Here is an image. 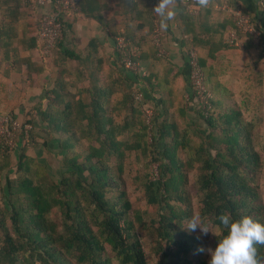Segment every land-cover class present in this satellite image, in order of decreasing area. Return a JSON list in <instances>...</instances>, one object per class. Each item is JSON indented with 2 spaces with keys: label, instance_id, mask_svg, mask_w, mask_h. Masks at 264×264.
Returning a JSON list of instances; mask_svg holds the SVG:
<instances>
[{
  "label": "trees",
  "instance_id": "16d2710c",
  "mask_svg": "<svg viewBox=\"0 0 264 264\" xmlns=\"http://www.w3.org/2000/svg\"><path fill=\"white\" fill-rule=\"evenodd\" d=\"M129 1L130 11L124 20L117 26L107 20L105 25L115 42L118 36H123L133 51L137 46L142 49L143 42L151 44L149 50L141 52H151L154 62L164 64V78L155 72H149L145 78L131 72L135 79L129 80L122 70L125 69L122 54L117 50L115 65L108 59L100 63L105 75L104 87L97 82L84 86L60 80L57 94L50 91L45 96L48 108L38 114L40 122L31 114L27 116L15 138L20 148L16 150L14 174L8 161L12 154L0 145V264H113L107 247L117 264H148L140 236L135 232L133 206L126 189L132 142L146 158L159 163V179L153 181L149 174H139L136 179L142 183L146 203L160 209L151 225L159 237L161 264H207L195 258L200 251L199 240L187 231L186 220L191 209L172 203L187 199L183 187L187 175L182 168L185 163L178 156L180 151H191L187 166L197 171L195 186L201 197L200 217L219 228L216 245L227 233L218 219L221 214H230L235 220L251 216L264 222V204L258 186L262 163L254 147V123L244 121L236 105L229 107L232 94H220L216 87L211 89L214 93L210 108L199 106L191 94L190 81L182 71H173L176 67L167 52L160 54L153 45L155 5L149 0ZM224 6L230 10H222ZM238 7L250 15L261 31L262 45L264 0H207L206 5L193 0L190 8L198 11L196 15L181 2L179 20L186 25L182 33L213 50L238 49L225 43L228 33L236 28L232 11ZM213 24L219 25L218 28ZM145 26L149 27L148 32L144 31ZM118 28L121 30L117 31ZM39 29L40 20L37 42L43 59L48 61L55 56L57 59V55L60 60L76 59L80 65L76 74L68 73L71 77L89 81L87 72H90L91 78H97L95 70L79 54L62 52V40L46 56ZM3 36L14 35L0 33V38ZM240 37L246 51L254 48L251 39ZM190 50L197 51L190 47L187 56ZM135 59L142 61L140 56L135 55ZM199 62L204 70V59L199 57ZM11 66L32 78L31 70H25V63L17 61ZM35 70L39 75L44 68ZM179 78L184 80L183 89L172 86L171 82ZM188 87L191 97H187ZM139 93L142 99L137 101L135 96ZM144 106L154 111L153 132L143 117ZM192 113L208 129L201 142L188 138L187 131L179 130L178 121ZM27 124L32 126L28 131ZM37 125L47 129L57 141L58 181L52 178L47 164L30 154L29 147L40 137ZM44 140L43 146H48L49 140ZM256 247L257 258L264 264V245Z\"/></svg>",
  "mask_w": 264,
  "mask_h": 264
},
{
  "label": "crops",
  "instance_id": "0c3cea01",
  "mask_svg": "<svg viewBox=\"0 0 264 264\" xmlns=\"http://www.w3.org/2000/svg\"><path fill=\"white\" fill-rule=\"evenodd\" d=\"M149 3L159 7L163 13L161 29L165 33L164 44L169 60L176 67L173 71H182L186 79L189 80L187 51L190 47H194L206 64L204 72L210 90L216 87L215 89L221 91L220 94L231 95V84L225 75L231 64L228 61L226 64L225 56L238 57L239 55L242 58V55L248 51L245 49L243 52L240 49L227 50L223 47L213 50V47L197 42L194 38L187 39L186 35L182 33L186 25L181 19L179 20L182 12L180 0H149ZM80 4L79 13L63 17L64 37L61 41V50L63 53L79 54L85 59V63L89 62L90 68L95 70L97 76L96 79H93L89 75L90 72H87L89 81L86 78L71 77L70 74H76L80 65L76 59L60 60L57 55V59L55 56L47 61L43 59L38 49V24L43 15L53 12V5L50 1L42 5L39 0H0V33L10 32L14 35L11 38L7 36L0 38V114L11 112L15 118L21 120H26L27 116L31 114L36 118V121L40 122L38 114L41 110L48 108V103L44 100L45 96L50 91L57 94L59 91L57 82L60 80L66 84L67 82L83 83L84 86L97 82L98 86L104 87L106 84L105 75L100 69V63L102 60L108 59L113 66L118 58L116 42L110 35L108 25L105 24H107V20H111V23L115 22L114 25L117 26L120 21H123L130 11V1L80 0ZM169 12L172 13L171 19L167 16ZM96 17H101L106 22L104 20L101 22ZM219 22L221 23L222 20ZM212 26L218 28L219 25L213 24ZM120 30V28L117 29V31ZM144 31L148 32L149 27L145 26ZM149 45L151 46V44ZM149 45L143 42L142 49L137 46L133 52L137 57H142V63L148 72L158 73L160 78H164V64L154 62L150 58L151 52H141V50H149ZM17 61L25 63V70L26 72L31 70L32 78L27 73L23 74L12 69L11 65H15ZM33 65L35 69L43 67L44 71L37 75ZM122 70L129 80L135 79L131 72ZM59 71H62V75H59ZM171 73L173 74V72ZM59 77H63V79ZM31 80L37 81L32 84ZM178 80L171 82L173 88L180 86L183 89V78ZM71 89L75 90L76 88L72 87ZM189 91L191 92L190 87L187 89V97L190 96ZM212 93L214 92L212 91Z\"/></svg>",
  "mask_w": 264,
  "mask_h": 264
},
{
  "label": "rangeland",
  "instance_id": "374dc122",
  "mask_svg": "<svg viewBox=\"0 0 264 264\" xmlns=\"http://www.w3.org/2000/svg\"><path fill=\"white\" fill-rule=\"evenodd\" d=\"M254 48L251 52H245V55L238 57L234 55L225 56V62H230V68L226 72V78H228L229 84H231L230 92L234 96L230 99V105H236V110H239L243 120L254 123L253 137L254 147L259 153L261 158L262 167L258 175V186L261 196V201L264 204V42L261 45L260 40L254 43ZM260 45V46H259ZM259 46V48H257ZM239 49V48H238ZM245 48H240L243 52ZM228 105V104H227ZM12 114L11 112L1 113ZM17 119V118H16ZM20 124L25 120L17 119ZM161 122V121H160ZM180 132H188L187 137L194 141L201 142L202 136L207 134L208 129L204 126L203 121L198 119L195 114H190L184 120L178 121ZM38 134L40 137L36 138V142L29 147L30 154L38 156L42 163L47 164L55 181L60 177V161L56 155L57 141L52 139V135L48 133L47 129H42L37 125ZM153 132L152 130H150ZM44 139H48V146H43ZM149 141H152V136H149ZM19 146L16 145L15 151L11 153V157L8 158L12 171L16 170L17 163V151ZM130 157L128 161L126 173V189L128 197L132 202V214L135 222V232L140 236L141 242L144 247L145 254L147 256L148 264H161L158 256V240L159 237L156 234L151 220L156 219L160 211L159 207L154 208L146 203V198L143 192V186L141 181L136 179V176L149 174L151 180L155 181L160 177L159 163L151 161V158L145 157L140 149H136L135 143H131ZM17 150V151H16ZM191 151H180L179 158L183 165V172L187 175V182L184 184V194L186 195L185 202L173 201V204H178L183 208L191 209L190 218L186 220L189 225L190 221L195 219L202 228L208 230L205 234L197 227L196 231L187 230L191 235L196 236L199 240L200 251L196 253L195 258L203 259L207 264L211 259L210 249L216 247V237L220 234V230L217 226L202 220L200 217V194L195 186V178L197 171L190 169L187 166V160L189 159V153ZM139 179V177H138ZM159 209V210H158ZM108 249V256L112 258L113 264H117L114 260V254ZM203 249V251H201ZM75 264H77L75 262Z\"/></svg>",
  "mask_w": 264,
  "mask_h": 264
},
{
  "label": "built area",
  "instance_id": "2783aa9c",
  "mask_svg": "<svg viewBox=\"0 0 264 264\" xmlns=\"http://www.w3.org/2000/svg\"><path fill=\"white\" fill-rule=\"evenodd\" d=\"M50 1L53 5V12L45 14L40 19L39 37L42 44L43 52L46 56L52 54L56 44L64 37L63 17L70 14L79 13L80 0H39L40 4H45ZM193 0H180L187 6L191 14H198L197 10L190 8ZM155 7L153 15L155 18V29L153 32V45L157 47L160 54H166L165 49V33L161 29V11L158 12ZM222 10L229 11L227 6L222 7ZM233 21L236 28L232 29L225 40V43L233 48H244V43L241 35L247 39H251L256 43L261 39V31L254 25L249 14L244 12L242 7L232 11ZM116 48L122 54V64L126 70L140 75L142 78L148 77L149 72L143 65L142 61L135 59V54L132 50L131 43L123 36L116 38ZM189 66V81L192 87L193 98L204 109L210 108V102L213 98V93L210 90L206 74L199 62L198 54L195 50H190L187 56ZM191 97V96H190ZM137 101L142 99V94H136ZM145 122L152 128L154 111L149 106L141 108ZM31 125L27 124L26 131L31 129ZM21 130V124L13 114L0 115V145L3 150L9 154L13 153L16 148V134ZM28 133V132H27Z\"/></svg>",
  "mask_w": 264,
  "mask_h": 264
},
{
  "label": "clouds",
  "instance_id": "9594fccd",
  "mask_svg": "<svg viewBox=\"0 0 264 264\" xmlns=\"http://www.w3.org/2000/svg\"><path fill=\"white\" fill-rule=\"evenodd\" d=\"M200 3L206 5L207 0H200ZM157 11L160 12V8ZM161 14L163 15L162 12ZM167 16L171 19L172 13L169 12ZM218 219L227 229V233L214 249L209 250V264H260L256 245H264V222L251 216L235 220L230 214H221ZM198 226L205 234L208 232L195 219L190 221L187 229L196 231Z\"/></svg>",
  "mask_w": 264,
  "mask_h": 264
}]
</instances>
